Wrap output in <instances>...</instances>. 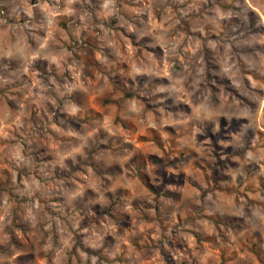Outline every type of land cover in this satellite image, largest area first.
I'll use <instances>...</instances> for the list:
<instances>
[{
  "label": "rangeland",
  "instance_id": "obj_1",
  "mask_svg": "<svg viewBox=\"0 0 264 264\" xmlns=\"http://www.w3.org/2000/svg\"><path fill=\"white\" fill-rule=\"evenodd\" d=\"M0 264H264V0H0Z\"/></svg>",
  "mask_w": 264,
  "mask_h": 264
}]
</instances>
